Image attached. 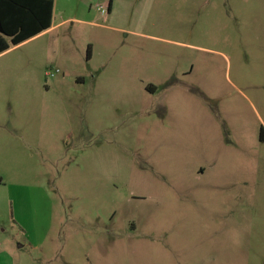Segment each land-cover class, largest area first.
Here are the masks:
<instances>
[{"label": "rangeland", "instance_id": "rangeland-1", "mask_svg": "<svg viewBox=\"0 0 264 264\" xmlns=\"http://www.w3.org/2000/svg\"><path fill=\"white\" fill-rule=\"evenodd\" d=\"M262 129L264 0H55L0 55V249L264 264Z\"/></svg>", "mask_w": 264, "mask_h": 264}, {"label": "trees", "instance_id": "trees-1", "mask_svg": "<svg viewBox=\"0 0 264 264\" xmlns=\"http://www.w3.org/2000/svg\"><path fill=\"white\" fill-rule=\"evenodd\" d=\"M54 5L55 0H0V55L49 30ZM261 140L264 141V129Z\"/></svg>", "mask_w": 264, "mask_h": 264}, {"label": "crops", "instance_id": "crops-1", "mask_svg": "<svg viewBox=\"0 0 264 264\" xmlns=\"http://www.w3.org/2000/svg\"><path fill=\"white\" fill-rule=\"evenodd\" d=\"M54 14H55V5H54ZM53 24H54V15H53V23H52V27H53ZM51 27V28H52ZM2 249L1 250V254L2 256L6 259V261H13V264H15V258H14V253H12V251L9 249V247H3L1 246Z\"/></svg>", "mask_w": 264, "mask_h": 264}, {"label": "built area", "instance_id": "built-area-1", "mask_svg": "<svg viewBox=\"0 0 264 264\" xmlns=\"http://www.w3.org/2000/svg\"><path fill=\"white\" fill-rule=\"evenodd\" d=\"M50 75H53V73H49Z\"/></svg>", "mask_w": 264, "mask_h": 264}]
</instances>
